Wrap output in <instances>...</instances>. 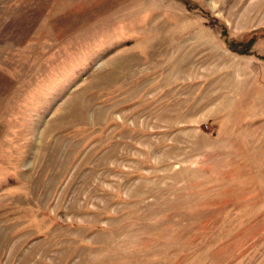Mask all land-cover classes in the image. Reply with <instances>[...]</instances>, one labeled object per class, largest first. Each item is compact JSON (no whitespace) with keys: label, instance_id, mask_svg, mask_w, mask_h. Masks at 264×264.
I'll use <instances>...</instances> for the list:
<instances>
[{"label":"rangeland","instance_id":"374dc122","mask_svg":"<svg viewBox=\"0 0 264 264\" xmlns=\"http://www.w3.org/2000/svg\"><path fill=\"white\" fill-rule=\"evenodd\" d=\"M0 264H264V0H0Z\"/></svg>","mask_w":264,"mask_h":264}]
</instances>
